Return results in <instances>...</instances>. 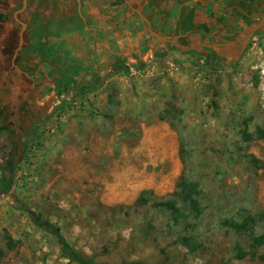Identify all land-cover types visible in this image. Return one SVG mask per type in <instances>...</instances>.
Segmentation results:
<instances>
[{"label":"rangeland","instance_id":"374dc122","mask_svg":"<svg viewBox=\"0 0 264 264\" xmlns=\"http://www.w3.org/2000/svg\"><path fill=\"white\" fill-rule=\"evenodd\" d=\"M40 2L18 14L24 0H0L9 15L0 22V127L9 129L0 132V264H75L52 226L94 264H264V246L252 251L248 235L224 225L264 215V140L241 136L246 122L251 132L264 127V13L242 33L226 28L230 42L257 29L235 62L206 49L147 50L108 77L86 72L72 83L54 72L31 81L39 55L27 35L18 51L15 15L40 32L51 16ZM16 97L45 103L50 114L29 118ZM186 173L205 207L193 254L179 240L192 230L153 205L177 192ZM144 193L151 202L141 207Z\"/></svg>","mask_w":264,"mask_h":264},{"label":"crops","instance_id":"0c3cea01","mask_svg":"<svg viewBox=\"0 0 264 264\" xmlns=\"http://www.w3.org/2000/svg\"><path fill=\"white\" fill-rule=\"evenodd\" d=\"M31 2L28 0L25 9L23 4L18 14L30 9ZM39 5L56 16L48 15L47 21L37 28L38 33L33 32L36 23H24L15 15L23 28L18 51L27 35L30 43L26 48H32L39 55L40 67L27 79L33 81L39 76L43 78L44 74L47 80L55 72L72 83L86 72L108 77L117 73L125 61L147 50L187 54L208 51L207 48L216 47L219 41L231 43L230 50L236 49L239 47L236 44H243L250 35L230 42L226 35L231 34L226 28L236 26L242 33L245 24H251L264 13V0H41ZM71 11L74 12L71 14ZM263 22L264 19L261 26ZM14 100L16 107L32 112L29 118L40 120L50 114V106L45 103L40 105L30 98ZM17 111L16 108L15 115L21 119L25 112L18 114ZM71 127L73 131L79 130L74 124ZM12 143L9 141L8 148Z\"/></svg>","mask_w":264,"mask_h":264},{"label":"trees","instance_id":"16d2710c","mask_svg":"<svg viewBox=\"0 0 264 264\" xmlns=\"http://www.w3.org/2000/svg\"><path fill=\"white\" fill-rule=\"evenodd\" d=\"M8 19L9 17L7 14L0 12L1 22H6ZM161 117L166 120L168 115L163 113ZM241 136L242 141L245 144H250L253 141H263L264 127L259 126L254 132H251L249 129V123L246 122ZM185 154L186 153L184 152V155ZM183 159L184 162L187 163L185 157ZM150 202L151 199L149 198V193H144L140 197L138 205L144 207ZM153 205L162 212L169 214L171 220L176 226L185 224L186 228L192 230V234L190 236H180L179 240L190 253H195L199 249V243L197 236L194 234L198 231V223L205 214L200 184L186 173L182 175L180 179L177 192L163 201L154 202ZM261 222H264L263 214L256 216H244L241 221L234 218L227 219L224 222V225L240 235H248L251 239L250 248L253 251L264 246V234L257 233V228ZM52 232L55 235V238L60 246V250L66 259L75 264H94L91 260L85 259L69 244V242L60 233V229L52 226ZM248 255L249 252L245 251L243 247L239 246L236 248V257L238 259H244Z\"/></svg>","mask_w":264,"mask_h":264},{"label":"flooded vegetation","instance_id":"af4514ba","mask_svg":"<svg viewBox=\"0 0 264 264\" xmlns=\"http://www.w3.org/2000/svg\"><path fill=\"white\" fill-rule=\"evenodd\" d=\"M263 24H264V22H263ZM261 29H264V25H262L261 26ZM253 38V37H252ZM229 44H231V43H229ZM229 44L227 45V43H220L219 42V44H215V45H217L215 48L214 47H210V48H207V49H210V50H218L219 52H216V54H219V55H221V56H223V58H225V60L228 62V60H230V56H232V59H231V61L232 62H235V61H237V58L238 57H240V56H242L244 53H245V51H246V48H247V46L249 45V42L244 46L242 43H237L236 44V46L235 47H237V46H239L238 48H236V49H233L232 48V50H230L231 48V45L229 46ZM210 46H214V45H211L210 44ZM233 52L235 53V55L233 54ZM233 54V55H232ZM238 56V57H237ZM0 120L2 121L3 119H1L0 118ZM3 123H4V120H3ZM6 131H9V129L8 128H6L5 126H3V127H0V132L1 133H4V132H6ZM9 134H11V133H9ZM11 135H13V134H11ZM7 149V148H6ZM6 149H4L3 151H4V156H5V158H6V152L7 151H5Z\"/></svg>","mask_w":264,"mask_h":264},{"label":"water","instance_id":"95a60500","mask_svg":"<svg viewBox=\"0 0 264 264\" xmlns=\"http://www.w3.org/2000/svg\"><path fill=\"white\" fill-rule=\"evenodd\" d=\"M79 2H80V0H79ZM27 4H28V0H24V9L27 7ZM24 26V28H25V25H23ZM257 32V29H254L253 31H252V33L250 34V36H249V38L243 43V45L245 46L249 41H250V39L254 36V34ZM215 48V47H214Z\"/></svg>","mask_w":264,"mask_h":264},{"label":"built area","instance_id":"2783aa9c","mask_svg":"<svg viewBox=\"0 0 264 264\" xmlns=\"http://www.w3.org/2000/svg\"><path fill=\"white\" fill-rule=\"evenodd\" d=\"M130 70H131V72H133L134 73V71H136L135 69H133V68H130ZM142 76H145L146 74L145 73H143V74H141Z\"/></svg>","mask_w":264,"mask_h":264}]
</instances>
